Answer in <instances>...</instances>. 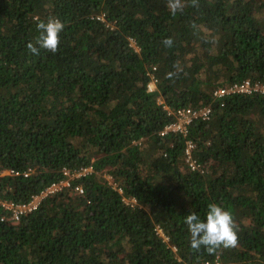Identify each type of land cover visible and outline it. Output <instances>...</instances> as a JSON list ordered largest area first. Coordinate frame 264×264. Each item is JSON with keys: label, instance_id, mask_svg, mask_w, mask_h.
Wrapping results in <instances>:
<instances>
[{"label": "trees", "instance_id": "trees-1", "mask_svg": "<svg viewBox=\"0 0 264 264\" xmlns=\"http://www.w3.org/2000/svg\"><path fill=\"white\" fill-rule=\"evenodd\" d=\"M166 4L0 0V264H264V92L213 96L264 88V0ZM49 17L66 25L58 51L32 55ZM164 107L210 117L161 137ZM89 166L17 221L1 206ZM211 202L239 228L214 255L184 223Z\"/></svg>", "mask_w": 264, "mask_h": 264}, {"label": "clouds", "instance_id": "clouds-1", "mask_svg": "<svg viewBox=\"0 0 264 264\" xmlns=\"http://www.w3.org/2000/svg\"><path fill=\"white\" fill-rule=\"evenodd\" d=\"M189 5L198 7L199 0H167L166 7L169 13L175 16L177 13H183ZM35 27L37 35L34 41L26 44L28 52L35 56H39L41 50L55 54L61 42L60 34L66 27L65 23L59 18L49 17L46 21H38ZM161 43L166 48H171L174 40L172 37H166ZM184 223L190 234V247L194 252L199 253L203 249L209 255H214L218 250L235 248L238 245L239 228L232 213L215 202L207 205L203 219L197 213L190 212L184 217Z\"/></svg>", "mask_w": 264, "mask_h": 264}, {"label": "built area", "instance_id": "built-area-1", "mask_svg": "<svg viewBox=\"0 0 264 264\" xmlns=\"http://www.w3.org/2000/svg\"><path fill=\"white\" fill-rule=\"evenodd\" d=\"M153 69H155V68H153ZM154 83H155V80L153 77H151V81L147 85V90L149 92L154 91ZM258 90H261L262 92H264V88H261L260 86H257V85L251 86L248 83V81H246L243 84L234 85L232 87V89H229V90L228 89L216 90L213 93V96L220 98V97L228 94L229 92L238 91V92L250 94L253 92H257ZM164 108L166 110H169L166 107H164ZM170 114L175 117V121H173L172 123H170L164 127L163 131L160 132L161 137H163L164 135H166L168 133H180L183 136H186V133L188 131V126L190 124H192L194 121H199V120L205 121V120L209 119L210 109L209 108H201L198 110H193L191 108H185V109H178L174 112H170V110H169L168 115H170ZM187 144H188L187 145L188 146L187 151H189L190 149L193 148V146H192V144H190V142H188ZM190 165H192V169H195L197 167V166H195L194 163H191ZM10 173H13V172H10ZM91 173H93V168L91 166L83 168V169L78 170V171H74V172H69L66 170L63 173V175L65 176V179H63L62 181H59L58 183L51 184L48 188H46L44 191H42L39 195L34 196L29 203L21 204V205L20 204H13V203H5V204H2L1 206L10 212L12 220L17 221L19 219V217L25 215L26 213L35 211L38 208L39 203L46 196L54 194L58 191H61V189L64 187L65 188L69 187L71 180L86 177V176L90 175ZM74 191L79 192V193L83 192L81 187L74 188ZM125 203L129 204L130 202L125 200ZM132 203H134V200H132ZM156 230L158 231V233H161L159 229H156Z\"/></svg>", "mask_w": 264, "mask_h": 264}, {"label": "rangeland", "instance_id": "rangeland-1", "mask_svg": "<svg viewBox=\"0 0 264 264\" xmlns=\"http://www.w3.org/2000/svg\"><path fill=\"white\" fill-rule=\"evenodd\" d=\"M4 174H5V172L0 173V175H4Z\"/></svg>", "mask_w": 264, "mask_h": 264}]
</instances>
